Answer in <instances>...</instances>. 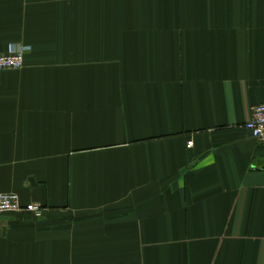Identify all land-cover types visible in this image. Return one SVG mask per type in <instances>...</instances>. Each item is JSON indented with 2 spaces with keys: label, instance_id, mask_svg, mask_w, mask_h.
<instances>
[{
  "label": "crops",
  "instance_id": "obj_1",
  "mask_svg": "<svg viewBox=\"0 0 264 264\" xmlns=\"http://www.w3.org/2000/svg\"><path fill=\"white\" fill-rule=\"evenodd\" d=\"M0 264H264V0H0Z\"/></svg>",
  "mask_w": 264,
  "mask_h": 264
},
{
  "label": "built area",
  "instance_id": "obj_2",
  "mask_svg": "<svg viewBox=\"0 0 264 264\" xmlns=\"http://www.w3.org/2000/svg\"><path fill=\"white\" fill-rule=\"evenodd\" d=\"M30 45H11L7 52H0V70L19 69L24 66L25 54ZM252 136L264 143V102L252 107L251 116L244 124ZM29 212L41 216L43 207L38 203L23 204L15 192H0V215L6 213Z\"/></svg>",
  "mask_w": 264,
  "mask_h": 264
}]
</instances>
